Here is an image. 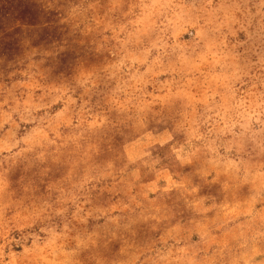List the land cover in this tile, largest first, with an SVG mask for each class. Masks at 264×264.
Returning <instances> with one entry per match:
<instances>
[{"label":"rangeland","instance_id":"374dc122","mask_svg":"<svg viewBox=\"0 0 264 264\" xmlns=\"http://www.w3.org/2000/svg\"><path fill=\"white\" fill-rule=\"evenodd\" d=\"M0 264H264V0H0Z\"/></svg>","mask_w":264,"mask_h":264}]
</instances>
